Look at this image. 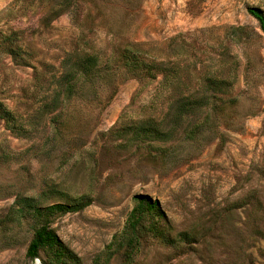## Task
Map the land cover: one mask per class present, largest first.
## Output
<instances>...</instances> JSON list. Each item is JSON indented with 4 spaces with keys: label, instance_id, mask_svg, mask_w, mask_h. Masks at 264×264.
Instances as JSON below:
<instances>
[{
    "label": "rangeland",
    "instance_id": "rangeland-1",
    "mask_svg": "<svg viewBox=\"0 0 264 264\" xmlns=\"http://www.w3.org/2000/svg\"><path fill=\"white\" fill-rule=\"evenodd\" d=\"M250 7L264 10V0H94L79 21L63 14L45 28L40 0H0V31H21L30 56L18 65L0 53V102L21 130L0 118V264H51L45 252L26 255L37 221L13 210L18 198L82 205L48 224L81 264H103L139 195L159 204L171 240L144 236L132 261L118 252L108 264H264V33ZM126 43L170 62L174 91L161 75L142 85L113 62L83 97L52 109L68 52L97 51L102 65ZM198 77L230 86L208 116H186L183 127L209 120L195 141L134 137L156 122L169 129L168 98ZM181 232L191 239L179 242Z\"/></svg>",
    "mask_w": 264,
    "mask_h": 264
},
{
    "label": "trees",
    "instance_id": "trees-1",
    "mask_svg": "<svg viewBox=\"0 0 264 264\" xmlns=\"http://www.w3.org/2000/svg\"><path fill=\"white\" fill-rule=\"evenodd\" d=\"M94 0H40L43 13L39 18V24L48 27L53 20L63 14L70 15L74 20L79 21V6ZM248 14L254 18L260 31L264 33V10L250 7ZM240 27H233L232 37L239 38ZM22 32L8 29L0 31V53L11 58L13 63L27 65L30 61L29 55H24V48L19 41ZM87 44L88 42L85 41ZM91 48V47H90ZM115 60L106 58L101 65V56L97 51L75 50L68 52L60 64V72L53 77V92L50 95L53 103V110L62 109L65 104L73 99L81 98L85 95V89L94 85L95 80L100 78L101 70H110L113 62L129 76L135 77L142 85L155 80L157 75H161L160 85L163 90L172 92L179 78V73L170 62L158 60L149 51L142 47L141 43H126L116 51ZM103 63V62H102ZM200 85L188 88L179 97L170 96L168 98V109L172 116V124L169 129H163L158 122L151 128L134 132V137L143 136L151 142H166L174 136H180L181 140L195 141L202 132V128L209 123L204 119L199 124L183 127L182 123L186 116L196 110H202L206 116L213 111L216 105V94L225 87L230 86L229 82L223 78H197ZM227 92V90H226ZM223 103V102H222ZM221 103V105H222ZM0 118L4 120L6 128L14 133L20 134V125L17 123L15 115L11 110L0 102ZM153 122V121H152ZM136 204L130 211L124 229L114 238L106 248V261L118 252H122L127 261H132L136 254L141 239L150 236L162 242L171 240L165 215L156 201H151L148 196L139 195L136 197ZM14 205L20 208H13L20 214L35 218L37 225L33 229L32 238L27 246L26 255L30 258H37L39 252H45L51 264H81L79 257L70 250L56 235L48 224L49 217L54 212L77 211L82 205L71 206L55 204L49 207L40 208L33 198H18ZM189 234L181 232L178 234L179 242H187ZM128 262V263H129Z\"/></svg>",
    "mask_w": 264,
    "mask_h": 264
}]
</instances>
